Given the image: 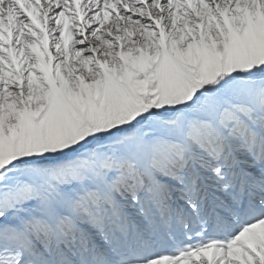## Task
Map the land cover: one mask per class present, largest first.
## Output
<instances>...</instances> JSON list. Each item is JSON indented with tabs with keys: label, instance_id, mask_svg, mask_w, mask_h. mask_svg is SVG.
Instances as JSON below:
<instances>
[{
	"label": "snow or ice",
	"instance_id": "obj_1",
	"mask_svg": "<svg viewBox=\"0 0 264 264\" xmlns=\"http://www.w3.org/2000/svg\"><path fill=\"white\" fill-rule=\"evenodd\" d=\"M0 264H264V0H0Z\"/></svg>",
	"mask_w": 264,
	"mask_h": 264
}]
</instances>
